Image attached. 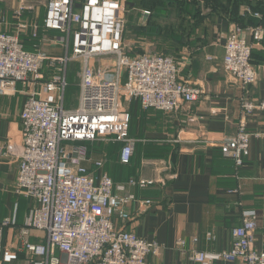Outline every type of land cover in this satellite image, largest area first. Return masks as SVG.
I'll use <instances>...</instances> for the list:
<instances>
[{
	"label": "built area",
	"instance_id": "built-area-1",
	"mask_svg": "<svg viewBox=\"0 0 264 264\" xmlns=\"http://www.w3.org/2000/svg\"><path fill=\"white\" fill-rule=\"evenodd\" d=\"M26 8L20 6L19 17ZM124 11L121 0H47L45 28L65 34L66 52L61 57L44 50H27L20 36L27 25L20 23L18 31L11 33L2 29L0 21V94L15 92L20 83L25 87L40 84V88L29 90L21 112L24 143L17 155L19 171L14 185L17 194L36 201L18 240L19 247L30 252L31 264H146L148 256L160 250L156 241H148L124 224L116 225L117 219H130L127 206L137 199L118 192L125 185L114 183L103 169V160L94 161L98 173L88 169V143H122L119 161L129 164L137 140L129 134L131 115L122 110L121 96L138 99L144 109L172 113L196 102L204 88L183 79L180 63L169 54L147 51L129 55L124 51ZM246 12L262 18L259 12ZM247 32L253 41L246 37ZM263 39L264 24L233 25L227 33L223 67L244 87L257 81L258 68L264 71V64L252 62L254 44ZM96 58L104 60L98 67L93 64ZM77 59L82 60L79 105L68 109L64 106L67 66ZM108 59L113 60L108 63ZM46 62L55 70L48 80L42 71ZM242 111L236 134L221 142L223 154L237 167L249 155L253 135L246 117L264 111V98L254 101L244 97ZM255 135L264 137V133ZM6 149L3 155L13 145L7 144ZM159 182L129 180V184L141 187ZM138 201L143 209L152 204L149 198ZM243 216L242 224L233 229L231 248L216 256L227 261L239 259L243 264H264V251L254 247L257 211L246 210ZM15 224V217L0 221V241L4 227ZM32 229L44 231L47 242L31 243L28 235ZM13 256L10 248L0 245V264ZM194 260L206 264L208 255L196 251Z\"/></svg>",
	"mask_w": 264,
	"mask_h": 264
},
{
	"label": "crops",
	"instance_id": "crops-1",
	"mask_svg": "<svg viewBox=\"0 0 264 264\" xmlns=\"http://www.w3.org/2000/svg\"><path fill=\"white\" fill-rule=\"evenodd\" d=\"M28 1L34 4V0ZM22 2L0 0L2 29L15 33L20 22L25 23L27 27L20 31V36L27 50H44L53 57L63 56L66 52L65 34L47 29L44 25L47 2L42 8L35 5L34 8L24 9L18 17L16 13ZM246 5L248 2L245 0H239L236 7L233 0H206V30L200 34L201 37L206 36L205 43L202 47L188 50L185 46L176 57L181 77L204 88V93L196 102L166 113L144 109L138 99L121 96L122 110L131 115L129 134L137 140L129 164L119 161L122 143L105 140L88 143V169L98 173L94 161L103 160V169L108 171L114 183L125 185V189L118 192L121 195L133 194L137 199L127 206L130 219L126 222L117 219L116 225L124 224L126 229L160 245L159 252L149 255L146 264H200L194 260L196 251L207 253L206 264H243L239 259L227 261L216 255L231 248L233 229L242 224L244 211L250 209L257 211L254 247L264 251V137L255 135L264 133V111H256L246 117L247 128L253 135L249 155L242 166L237 167L221 148V142L237 132L243 117V98L254 101L264 98L262 68H258L257 81L244 87L223 67L229 29L234 23L249 27L258 24L261 19L243 11ZM254 9L264 11V6ZM231 10H234L233 13ZM132 12L135 10L126 4L125 28L126 22L135 21V18L130 21ZM149 15H144L142 11L139 24H146ZM34 25H38V30H34ZM130 37H133L131 33L129 42L140 43L135 37V40ZM246 37L253 41L248 32ZM138 47L129 49V54L132 55ZM253 61L257 66L264 64V39L254 44ZM101 62H104L103 58L93 59L96 67ZM110 62L112 60L108 59ZM69 65L70 62L64 106L72 109L76 107L72 105L75 95L72 86L81 65L78 73L76 69L72 71ZM42 71L44 80L50 79L55 72L48 62ZM70 79L73 80L71 86ZM125 79L123 75L122 81ZM38 88L40 84L25 87L20 83L15 92L0 94V221L8 217L16 219L15 225L3 229L0 245L10 248L14 255L10 259L4 258V264H31L30 252L20 248L18 240L21 227L36 201L17 194L14 185L19 171L17 155L24 143L21 112L29 90ZM78 88L79 100L80 84L75 86V89ZM7 144H12L13 149L3 155ZM131 178L161 182L141 187L129 184ZM146 198L152 199V204L143 209L138 200ZM208 233H212L213 237L208 239ZM194 237L198 238L197 242L193 241ZM28 238L33 244L47 242L45 232L39 229H32Z\"/></svg>",
	"mask_w": 264,
	"mask_h": 264
},
{
	"label": "trees",
	"instance_id": "trees-1",
	"mask_svg": "<svg viewBox=\"0 0 264 264\" xmlns=\"http://www.w3.org/2000/svg\"><path fill=\"white\" fill-rule=\"evenodd\" d=\"M126 4L131 10H135L131 13L130 18V21L132 18H135V21L128 24L126 22L124 37L125 35L128 37L131 33L139 41L145 37H150L155 41L160 40L165 49L161 51L169 55L172 54L174 57L180 54L183 47L186 46L190 49L191 45H195L196 39H202L199 32H204L201 26L206 18V0H127ZM144 7L150 11V15L146 24H139L138 19ZM233 11L231 12L233 13ZM260 12L263 17L256 25L264 24V11ZM165 21L174 24L166 26ZM139 47L134 50L132 55L143 53L142 48ZM252 62L254 63L253 53Z\"/></svg>",
	"mask_w": 264,
	"mask_h": 264
},
{
	"label": "rangeland",
	"instance_id": "rangeland-1",
	"mask_svg": "<svg viewBox=\"0 0 264 264\" xmlns=\"http://www.w3.org/2000/svg\"><path fill=\"white\" fill-rule=\"evenodd\" d=\"M4 1H6V0H4ZM121 1L122 2L124 1L123 3H124V5H126L127 0H121ZM245 1L248 2V5H246V6L243 7V11L246 12V11H248V9H250V11H252L253 13L259 12L261 14V12L259 10H255L254 8H259V7L264 6V0H245ZM20 2H22L23 5L28 6V7H33L34 8L35 5H36L37 8H42L43 5H46L47 0H34V2H33L34 4L29 3L28 0H20ZM2 4L5 6V2L2 1ZM233 4L236 7L239 4V0H235V1L233 0ZM20 6H19V8H20ZM255 6H259V7H255ZM19 8H18V10H19ZM144 10H147V9H145V7H144V8H142V11H144ZM231 11H233V10H231ZM22 14H23V11H22ZM16 15L19 17L18 13H16ZM250 15H252V14H250ZM1 16H3V14ZM262 17H263V15H262ZM165 23H166L165 24L166 26L169 25V24L170 25H173L174 24L172 22H166V21H165ZM205 25H206V23L203 22L201 27H204ZM233 25H240V24L239 23H234ZM204 30H206V27H204ZM125 31H126V28H125ZM199 33L201 34L202 31H200ZM203 33H205V32H203ZM130 38L132 40H135L134 37H130ZM123 40H124V42H123L124 43V51H127L128 53H129V49H131L133 47H136L137 45L140 46V47H142L143 52H147V51L148 52H160L162 49H164V46L162 45V42L160 40L159 41H155V39H150V37H145V38H143V39L140 40V43L133 44V43H131V41L129 42L128 41L129 40L128 37L126 35L124 37V34H123ZM205 40H206V36L205 35L202 37V39H196L195 40V45H191V48L193 49V48H196V47L197 48L202 47L203 44L201 45V43L205 42ZM150 43H152V44H150ZM186 49L188 50L187 47H186ZM180 52H182V49H181ZM163 53H165V52H163ZM171 56H173V55L171 54ZM174 58L178 62L177 58L176 57H174ZM81 63H82V60L81 59H77V60L71 61L69 67H70V69L72 71L74 69H76V72H77V69L79 68V66L81 65ZM77 75L78 76L76 77L75 84H73L74 86H72L74 88V92H75L74 99L72 101V105L73 106H76V107H77V105H79V103H78L79 102V100H78L79 88L77 90V89H75V86H77L78 84H81L82 70H80V72ZM72 81L73 80L70 79L69 86L72 85ZM76 107H74V108H76ZM96 143H98V142H96Z\"/></svg>",
	"mask_w": 264,
	"mask_h": 264
}]
</instances>
